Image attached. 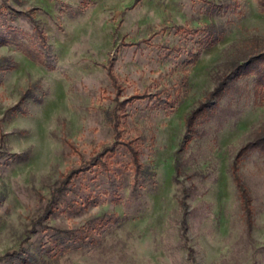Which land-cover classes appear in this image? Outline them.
<instances>
[{
  "label": "rangeland",
  "instance_id": "1",
  "mask_svg": "<svg viewBox=\"0 0 264 264\" xmlns=\"http://www.w3.org/2000/svg\"><path fill=\"white\" fill-rule=\"evenodd\" d=\"M32 19L46 34L44 48ZM3 20L54 68L0 45V65L14 66L0 70V264L20 257L28 264H264V154L252 150L239 162L251 196L249 229L229 173L238 149L264 126L253 76L231 73V62L264 48L257 0H0ZM207 26L221 30L212 45L201 44ZM199 48L191 65L188 53ZM107 67L119 78V99L146 89L175 101L125 107L120 137L137 138L150 174L137 189L105 115L116 93ZM224 75L228 90L189 137L185 114ZM28 87L34 98L43 94L40 101L27 97L25 112L12 114ZM101 141L115 145L106 166L61 187ZM47 204L52 213L39 223Z\"/></svg>",
  "mask_w": 264,
  "mask_h": 264
},
{
  "label": "trees",
  "instance_id": "2",
  "mask_svg": "<svg viewBox=\"0 0 264 264\" xmlns=\"http://www.w3.org/2000/svg\"><path fill=\"white\" fill-rule=\"evenodd\" d=\"M257 5L261 11H264V0H257ZM32 21L35 24V31L37 32L38 37L42 42V48H44L46 44V34L34 19H32ZM202 29L207 32L205 38L201 42L202 45H212L219 39L221 30L216 28L215 26H207ZM198 31V29L194 30V32ZM20 35L24 36L25 34H22L18 30L14 29L6 22V20H3L2 22L0 21V45L12 46L15 49L21 51L30 60L43 65L47 69H53V61L47 59V54L45 55L43 49L40 48V46L34 45L31 41L25 42L23 40V37ZM199 54L200 48L196 51L189 52L188 62L191 65L194 64L198 59ZM13 67L14 66L12 64H8L5 66L0 65V70L5 71L8 69H12ZM231 69V73L234 72V77L252 75L254 78L255 93H258L259 96L264 98V48L250 53V55L246 59L231 62ZM107 73L111 81V85L115 89L116 93L114 97H112L114 105L110 111H105V115L115 131V136L119 137V142L125 147L126 151L129 154V162L132 171L131 186L133 189H137L141 181L150 179V174L145 170L144 164L141 160L140 150L138 147V143L136 142L137 138L134 137L131 139H125L120 137L122 132L125 130V118L127 116L125 107L134 100L147 99L148 101L156 102L157 105L154 104L153 107H160L158 106V104H163L164 107L172 108L175 105V101L166 97L162 98L158 95V93H151L146 89L140 93H134L126 98L119 99V91L122 89L118 81L119 78L112 72L110 67H107ZM180 81V86L186 84L187 73L181 76ZM230 81L231 79L229 78V75L222 76V78L219 79L215 86L211 90L206 92L204 99L199 101L196 106L191 108L185 114V132L189 133V137H191L192 133L195 131V125L197 121L214 108V104L211 101L214 99H219L228 90ZM42 95L39 96V98L32 97V94L30 93V87H28L20 95L18 101L9 109V111L12 112V114L16 113L17 111L25 112V110L21 108V104L26 100V98L32 97L34 101H40ZM153 98L155 100H152ZM189 137H187L186 139H188ZM98 145L102 146L101 151L94 154L91 157L90 161H83L79 167L69 170V172H67L63 176L60 182L61 187L67 185L80 173H83L91 167H95L98 165L106 166L107 161L115 152V145H107L104 141L99 142ZM252 150H257L259 153L264 154V126L258 128L255 131L252 140L247 141L238 149L234 161L229 165L231 181L234 185L247 229L251 228V225L253 224L252 203L247 186L245 185L239 172V162L245 154L249 153ZM23 155L25 154H19L18 156L25 157ZM178 173L179 166L175 165V174L173 175L174 181L178 180ZM184 191L185 190H183V192ZM184 195L185 194L183 193V197ZM180 204L186 208V204L184 203V201H181ZM51 213L52 208L50 204H47L45 206L43 214L39 217L38 222L47 219ZM183 213V217L180 220V227L182 234L185 235L187 230V222L185 219L186 209H184ZM61 231L68 234L71 233L64 230ZM56 244H60V241H58ZM18 253L15 254L19 255ZM20 264H28V260L25 257H20Z\"/></svg>",
  "mask_w": 264,
  "mask_h": 264
}]
</instances>
